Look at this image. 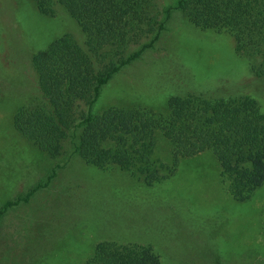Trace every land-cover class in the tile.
Listing matches in <instances>:
<instances>
[{
	"label": "rangeland",
	"instance_id": "374dc122",
	"mask_svg": "<svg viewBox=\"0 0 264 264\" xmlns=\"http://www.w3.org/2000/svg\"><path fill=\"white\" fill-rule=\"evenodd\" d=\"M153 2L163 18L178 0ZM65 35L86 40L65 8L47 17L32 0H0V209L31 194L0 218V264H85L103 241L152 245L161 264H264V184L236 201L212 152L175 160L157 130L154 155L170 177L152 186L84 161L75 150L84 128L56 158L15 129L20 108L44 102L33 56ZM194 93L250 95L264 111V78L251 73L233 38L174 10L154 47L103 87L91 113L163 116L172 97Z\"/></svg>",
	"mask_w": 264,
	"mask_h": 264
},
{
	"label": "trees",
	"instance_id": "16d2710c",
	"mask_svg": "<svg viewBox=\"0 0 264 264\" xmlns=\"http://www.w3.org/2000/svg\"><path fill=\"white\" fill-rule=\"evenodd\" d=\"M32 1L47 17L65 8L86 40L80 45L65 35L33 56L44 102L16 113L14 127L22 136L56 158L64 142L84 128L75 148L84 161L104 170L116 167L154 186L170 177L154 155L156 131L162 130L175 160L212 152L233 198L252 199L264 184V111L254 97L175 96L163 116L119 108L95 116L91 109L117 73L154 47L174 10L197 28L232 37L251 73L264 78V0H178L163 18L154 0ZM135 46L139 49L132 51ZM30 195L5 203L0 218ZM85 264H161V259L152 245L103 241Z\"/></svg>",
	"mask_w": 264,
	"mask_h": 264
}]
</instances>
